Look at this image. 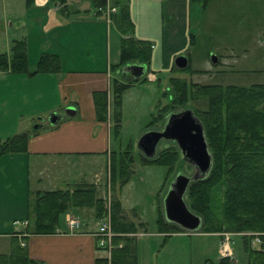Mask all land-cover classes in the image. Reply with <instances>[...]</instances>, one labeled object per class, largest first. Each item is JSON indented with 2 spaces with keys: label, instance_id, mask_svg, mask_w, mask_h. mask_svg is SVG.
Instances as JSON below:
<instances>
[{
  "label": "crops",
  "instance_id": "0c3cea01",
  "mask_svg": "<svg viewBox=\"0 0 264 264\" xmlns=\"http://www.w3.org/2000/svg\"><path fill=\"white\" fill-rule=\"evenodd\" d=\"M11 1L13 0H0V23H5L9 18L18 19L11 29L16 35L8 33L11 25L0 24V53L7 54L14 39H23L29 70L34 68L38 54L42 51L57 55L60 69L57 72L38 73L33 76L3 70L0 71V80H28L40 74L45 75L55 86L59 105L72 107L74 113L59 114L61 118L54 125L43 126L38 118L33 119V124H40L36 131L25 129L28 128L26 125L23 131L20 129L16 133L26 134L24 150L0 154V264H16L14 256L11 255L12 248L16 246L33 261L31 264H102L101 259L105 252L95 246L92 233L96 227V219L92 217L91 210L78 212L80 227L76 232L69 233L64 229L62 215L60 225L54 233L34 234L27 231L32 222L27 203L33 199L35 192L71 190L72 186L82 183L96 187L97 181L104 182L108 154L113 147L110 138L112 76L108 69L111 62L108 60L111 32L117 31V16L113 12L106 19L104 13L96 11L94 0H63L60 5L54 0H31L27 8L30 15L20 18V14H26L25 10H21L19 5L15 7L14 3L10 4ZM126 1L128 16L133 25L131 36L152 45L149 72L153 77L147 79L144 76L142 82H137L140 80L137 78L131 85L155 81V73L164 68L168 71L170 64L174 65L173 60L177 55H184L188 62L187 54L181 52L186 50L188 35L191 33V15L196 13L197 21L205 25L204 19L211 0H208L203 12L198 10L197 5L190 6L188 0ZM105 3L108 4L109 0H104L103 5ZM114 7L117 8L116 5ZM31 17H37L36 24L45 27L48 32L45 40L36 41L21 33L24 28L29 29L31 23L26 22V19ZM103 54L107 67L100 71ZM163 58L164 64L160 62ZM215 61L216 59L213 62ZM120 74L130 75L128 72ZM93 90L107 92L108 118L105 122L95 121L91 100ZM2 102L0 104L3 108ZM83 155H104L105 166H94L90 172L82 171L76 167L75 158L71 157ZM102 175L105 177L100 179ZM119 203L125 218L137 226L135 232L126 235L133 239L135 256L137 239L142 235L152 233L170 236L191 233L182 230L166 234L158 229L148 233L142 217L132 208L130 211L124 209L120 200ZM160 203L162 212V202ZM13 221H25L26 224H13Z\"/></svg>",
  "mask_w": 264,
  "mask_h": 264
},
{
  "label": "trees",
  "instance_id": "16d2710c",
  "mask_svg": "<svg viewBox=\"0 0 264 264\" xmlns=\"http://www.w3.org/2000/svg\"><path fill=\"white\" fill-rule=\"evenodd\" d=\"M30 2L31 0H25L26 7L30 6ZM188 2L190 6L197 5L198 10L203 12L208 0ZM103 3L104 0H94L95 7L103 6ZM114 3L118 7L117 22L121 36L118 60L108 69L117 71L120 66L133 62L144 64L147 69L150 62V43L131 36L133 25L128 16L126 0L122 4H118V0ZM189 36L191 44L193 34L190 33ZM59 69L58 56L42 51L38 54L34 68L29 70L23 39H14L9 52L0 53V71L8 70L15 74L33 76L38 73L57 72ZM181 70H189L188 62ZM118 74L121 79L112 78L110 82V138L113 142L118 139L120 127V95L135 81L130 76L123 77L124 75ZM168 80L171 90L168 104L173 109H166L165 106L159 108L162 112L151 114L147 126L164 114L169 115L188 108L202 126L211 157L207 174L191 180L186 187L184 200L187 207L199 216L202 233H258L256 237L259 247H249L248 239L256 238L250 236L244 237L247 240H243V249L248 264H264V84L197 86L193 83L187 84L179 78L171 77ZM199 97L206 101L204 109L197 111L185 104L188 98L196 100ZM91 100L95 121L105 122L108 118L106 90H93ZM25 142V133L0 140V154L23 151ZM171 148L164 147L150 158L142 155L141 163L164 166L169 171L178 160V151ZM109 153L108 187L112 196L110 194L107 197L106 204L104 199L97 196L93 184H76L71 190L35 192L33 199L27 203L29 216L32 217L27 231L34 234L54 233L64 212L69 210L78 213L80 210L89 209L96 220L106 217L111 230L116 234L112 239L114 248L110 252L109 263L104 256L101 259L102 264H136L133 239L125 235L135 232L137 226L125 218L117 198V190L130 179L129 165L132 157L126 150L116 156ZM213 200L219 201L216 210L212 207ZM159 209L156 218L159 231L166 234L182 231L176 224L167 222ZM11 255L14 256L16 264L33 263L17 246L12 248ZM225 261V257H220L217 264H226Z\"/></svg>",
  "mask_w": 264,
  "mask_h": 264
},
{
  "label": "rangeland",
  "instance_id": "374dc122",
  "mask_svg": "<svg viewBox=\"0 0 264 264\" xmlns=\"http://www.w3.org/2000/svg\"><path fill=\"white\" fill-rule=\"evenodd\" d=\"M54 1L59 5L62 2L60 0ZM124 1L118 0V4H122ZM12 3L15 4V7L19 5L21 10H25L26 14H20V18H27L30 15L25 0H13L10 4ZM109 3V5L115 6L112 0H109ZM126 4H128L127 1ZM114 14L118 15V7H115ZM36 18L26 19V22L31 23L30 27L29 29L24 28L21 33L36 41L37 39L45 40L46 36L48 37V32H46L45 27L36 24L38 22ZM17 20L9 18L5 23L2 21L0 24L11 25L8 33L9 35H16L11 29ZM204 23L205 25H202L200 21H197V14L193 12L190 20L191 34H193L192 43L189 42V34L186 50H181L183 51L181 53H185L189 57V70H181L170 64L168 71L164 68L155 73V81L130 85L120 95L118 139L113 142L110 152L116 156L121 151H129L132 162L129 165L130 179L119 190L116 189L117 198L119 197L124 209L130 211L132 208L137 215L142 217L148 233L157 230V201H159V209L162 197L174 175L177 172H182L191 177L194 173L193 167L181 159L172 140H159L153 154L155 155L157 151L167 146L172 147L171 150L178 151V160L169 171L164 166L143 164L140 160L142 153L137 146L140 136L145 132L144 130L161 128L162 122L167 116L164 114V116L156 118L152 125L147 126L151 114L156 115L158 112H162L160 109L163 106L166 109H173L168 104L171 94L168 79L171 77L179 78L187 84L193 83L197 86L205 84H220L221 86L264 84V0H211L207 7ZM120 36L117 22V31L111 32V51L110 60H108L111 64L118 60ZM258 40L261 42L258 43ZM151 48L152 45L150 44V50ZM212 56L215 57V62L211 59ZM160 62L164 64V58L160 59ZM109 65L110 63L108 67ZM106 67L105 54H103L102 70L100 71L105 70ZM121 67L117 71L109 70L112 78L121 79L118 74L122 70ZM149 67L148 65L146 72L141 78H138L140 80L137 82H142L141 79L144 76L147 79L153 77L150 76ZM128 76L130 75L123 77ZM0 101H3V108L0 104L1 140L13 136L20 129L23 131L26 125L28 128L25 129L29 130L36 118L43 126H47L49 113L64 114L65 108L68 107L59 105L55 86L49 82L47 76L41 74L28 80H0ZM185 104L198 111L205 108L206 101L201 97L196 98V100L188 98ZM109 155L110 153L106 166L109 163ZM71 158H75L76 167L85 172H90L94 166L100 168L105 166L104 155H83ZM104 172H106V177L102 175L100 178L105 177L104 182L97 181L96 183V194L104 199L106 204L107 197L110 194L112 196V193L108 187V167ZM218 204L219 201L213 200L212 207L214 210ZM83 210L89 212V209ZM72 212L68 210L62 215L64 216L65 213L73 214ZM73 215L78 216V213ZM222 232L207 235L202 233L199 227L190 234L164 236L152 235L151 233L142 235L137 239L136 264H217L221 257L219 247L220 233ZM228 233L230 234L229 248L231 254L225 257V263L248 264L247 255L243 249V240H247L244 237H256L258 233ZM127 234L129 235V233ZM248 240L251 249L259 247L257 237Z\"/></svg>",
  "mask_w": 264,
  "mask_h": 264
},
{
  "label": "water",
  "instance_id": "95a60500",
  "mask_svg": "<svg viewBox=\"0 0 264 264\" xmlns=\"http://www.w3.org/2000/svg\"><path fill=\"white\" fill-rule=\"evenodd\" d=\"M211 59L214 61L215 57ZM174 66L183 69L186 66L184 55H177L173 60ZM121 73L128 72L130 76L137 79L143 75L146 66L141 63H126L121 67ZM65 115H72L74 110L68 106L64 110ZM61 118L59 114L50 113L49 125H54ZM40 124L35 122L30 130L32 132L39 128ZM161 139L175 142L181 159L190 164L194 173L191 177L177 172L170 181L162 197L163 218L167 222L176 224L180 229L193 232L200 226V218L189 210L184 200V193L191 180L204 177L211 164L210 153L207 149L202 126L199 120L188 108L166 116L160 130L149 129L140 136L137 146L143 157L150 158L155 152V146Z\"/></svg>",
  "mask_w": 264,
  "mask_h": 264
},
{
  "label": "built area",
  "instance_id": "2783aa9c",
  "mask_svg": "<svg viewBox=\"0 0 264 264\" xmlns=\"http://www.w3.org/2000/svg\"><path fill=\"white\" fill-rule=\"evenodd\" d=\"M96 11L102 14L104 13L106 19H108V15L115 12V7L112 5L110 6L109 3H105L103 6L96 7ZM63 223L64 229L69 233L76 232V230L80 227V219L78 218V216L69 213L64 214ZM13 224H20L25 226L26 222L13 221ZM92 235L95 238L94 242L96 248L105 252V258L107 260V263H109V255L112 248H114L112 239L115 234L111 230L109 220L106 217L97 220L96 227ZM220 235L221 240L219 253L221 257H228L231 254L229 248L230 234L228 232H222L220 233Z\"/></svg>",
  "mask_w": 264,
  "mask_h": 264
},
{
  "label": "flooded vegetation",
  "instance_id": "af4514ba",
  "mask_svg": "<svg viewBox=\"0 0 264 264\" xmlns=\"http://www.w3.org/2000/svg\"><path fill=\"white\" fill-rule=\"evenodd\" d=\"M163 123H164V120H163V122H162V125H163ZM161 128H162V126H161ZM161 128H159V129H156V130H160ZM174 142V141H173ZM175 143V142H174ZM176 145V144H175ZM176 148H177V146H176ZM178 149V148H177Z\"/></svg>",
  "mask_w": 264,
  "mask_h": 264
},
{
  "label": "bare ground",
  "instance_id": "6f19581e",
  "mask_svg": "<svg viewBox=\"0 0 264 264\" xmlns=\"http://www.w3.org/2000/svg\"><path fill=\"white\" fill-rule=\"evenodd\" d=\"M189 59V58H188Z\"/></svg>",
  "mask_w": 264,
  "mask_h": 264
}]
</instances>
